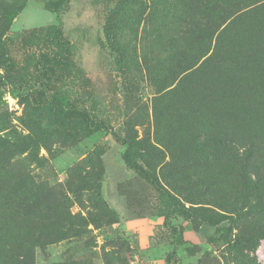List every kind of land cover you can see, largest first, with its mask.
<instances>
[{
	"label": "rangeland",
	"instance_id": "374dc122",
	"mask_svg": "<svg viewBox=\"0 0 264 264\" xmlns=\"http://www.w3.org/2000/svg\"><path fill=\"white\" fill-rule=\"evenodd\" d=\"M47 1L0 0V6H23L11 26L12 38L0 33V135H27L42 123L32 102L40 88L37 59L46 50L39 31L56 25L73 45L76 71L52 82V90L69 93L77 107L92 110L116 136L60 135L39 150V163L26 159L27 154L0 163V264H14L15 247L30 240L39 245L36 264H264V241L256 253L232 246L236 237L264 226V43L252 42L264 31V8L225 35L236 43L223 41L217 63L182 75L159 93L140 50L137 56L130 52L120 70L118 53L106 45L107 22L121 0H70L59 14L45 10ZM146 1L128 9V25ZM135 26L140 32L143 24ZM247 50L258 63L246 58ZM236 54L241 61L232 58ZM183 69L179 65L174 71ZM224 103L229 105L225 114ZM212 113L223 116L227 137L240 144L206 159L195 125ZM116 137L137 141L153 154L146 167L158 180L159 163L172 162L171 179L162 184L195 208L193 220L158 216L155 193L131 203L119 195V186L136 174L123 165L125 147ZM246 150L252 156L246 176L258 189L247 190L239 183L240 167L230 165V152L239 159ZM233 213L235 222L221 229L229 225L224 215ZM207 224L217 229L210 237L201 236L199 229ZM48 226L85 232L55 242L40 233ZM173 227L182 231L181 244L174 242Z\"/></svg>",
	"mask_w": 264,
	"mask_h": 264
},
{
	"label": "trees",
	"instance_id": "16d2710c",
	"mask_svg": "<svg viewBox=\"0 0 264 264\" xmlns=\"http://www.w3.org/2000/svg\"><path fill=\"white\" fill-rule=\"evenodd\" d=\"M69 4L70 0H48L45 10L59 14L66 10ZM137 4H140V0H121L114 11L115 15L108 19L106 45L113 52L118 53L117 64L120 70L126 67L130 52H135L132 56H137L140 50L142 60L148 66V79L159 93L172 88L182 75L187 76L192 72L197 74L210 64L217 63L223 41L231 45L236 43V39L226 38V36L229 37L228 33L232 31V28L242 24L248 15H257L258 11L264 8V0H147L146 4L142 5L141 14H137V20L130 26L126 21L127 11ZM22 10V4H16L15 8L10 5L0 6V33L7 39L12 38L9 36L11 26ZM136 23L137 26L143 24L140 32L135 26ZM39 32L46 50L41 52L37 59L40 88L34 92L32 102L42 123L27 135L19 133L12 137L8 133L0 135V163L25 154L29 161L39 163L42 161L38 157L39 150L49 148V142L60 135L77 139H87L98 133H111L116 136L110 124L100 120L92 110L77 107L69 93L52 90V82L60 81L76 71L74 70L73 45L64 36L61 26H49L42 28ZM16 36L22 38L23 34L19 32ZM134 37L136 47L133 46ZM252 42L255 46L264 43V31L262 34H255ZM149 47L153 48L152 53L146 51ZM232 58L236 61L242 60V57L237 54ZM246 58L251 63H258L257 58L250 54V50H247ZM162 64H165L164 68ZM179 65L184 68L183 72L176 73L174 70ZM13 67L10 61L8 68ZM223 106V114H225L229 105L224 103ZM222 117L212 113L209 117H200L195 125L196 130L201 134L198 144L206 159H212L213 152L220 148L231 149L235 144H240L239 141L227 137L224 125L226 123ZM203 128H206L208 133H201ZM185 135L186 133H183V136ZM116 138L125 147L121 158L123 165L136 174V178L119 186V195L131 203L144 194L155 193L158 202L155 210L158 216L165 219L179 216L187 221L193 220L195 208L187 206L162 184L171 176L172 162L159 163L162 167L161 180H158L154 172L146 167L149 163V155H151V162L153 154L137 141ZM251 157L249 150H246L239 159L230 152L232 162L230 165L232 167L235 164L240 167L239 183H242L247 190L258 189L256 182L246 176ZM231 187H234L233 183ZM235 216V213L224 215L223 218L227 219L229 225L221 229L230 228L235 222ZM216 229V224H207L199 229V233L201 236L210 237ZM71 230L63 226H48L46 231L41 230L40 233L42 236H53L57 240L55 242H60L85 232ZM172 234L175 244H181L183 241L181 229L173 227ZM262 241H264V226L257 229L253 235L236 237L232 241V246L238 250L256 253ZM1 246L0 244V254ZM37 247L39 245L31 240L16 246L14 264H36L34 250Z\"/></svg>",
	"mask_w": 264,
	"mask_h": 264
}]
</instances>
